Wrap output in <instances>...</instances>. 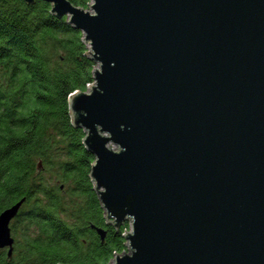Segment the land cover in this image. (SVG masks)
Returning <instances> with one entry per match:
<instances>
[{"label":"water","instance_id":"95a60500","mask_svg":"<svg viewBox=\"0 0 264 264\" xmlns=\"http://www.w3.org/2000/svg\"><path fill=\"white\" fill-rule=\"evenodd\" d=\"M45 1L96 63L67 108L105 223L129 222L102 264H264V0Z\"/></svg>","mask_w":264,"mask_h":264},{"label":"trees","instance_id":"16d2710c","mask_svg":"<svg viewBox=\"0 0 264 264\" xmlns=\"http://www.w3.org/2000/svg\"><path fill=\"white\" fill-rule=\"evenodd\" d=\"M49 9L45 0H0V211L23 197L0 264H102L124 249L127 223H105L88 177L93 155L67 108V95L92 80L94 61L81 30Z\"/></svg>","mask_w":264,"mask_h":264},{"label":"rangeland","instance_id":"374dc122","mask_svg":"<svg viewBox=\"0 0 264 264\" xmlns=\"http://www.w3.org/2000/svg\"><path fill=\"white\" fill-rule=\"evenodd\" d=\"M89 1H90V0H87L88 3L86 4V7H84L85 10H87V9L90 10V7H89ZM81 37H82V33H81L80 38H81ZM81 39H82V41H83V43H84V45H85V49L88 50L87 44L85 43V41L83 40V38H81ZM85 53H87V52H85ZM95 65H96V63L94 62V66H95ZM126 223H127V227H126V230H127V229H129V222L126 220ZM124 246H125V247H124L123 250H124V251H127V250H128V246H127L125 240H124ZM113 255H114V254H113ZM113 255H112V256H113ZM112 256L110 257L109 260L112 259Z\"/></svg>","mask_w":264,"mask_h":264}]
</instances>
